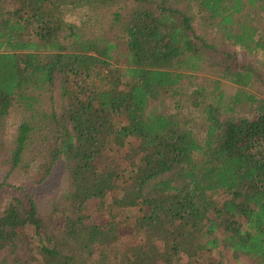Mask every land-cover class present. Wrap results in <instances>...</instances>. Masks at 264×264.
Wrapping results in <instances>:
<instances>
[{
    "label": "trees",
    "instance_id": "obj_1",
    "mask_svg": "<svg viewBox=\"0 0 264 264\" xmlns=\"http://www.w3.org/2000/svg\"><path fill=\"white\" fill-rule=\"evenodd\" d=\"M262 3L0 0L2 264L34 256L43 264H221L210 255L219 248L264 264V99L250 90L264 82V33L252 17ZM187 5L222 38L210 43L198 34ZM81 6L110 10L101 33L64 21L62 9ZM210 53L222 57L218 80L188 96L203 119L199 142L180 99L170 112L150 102L194 76ZM238 53L257 66L240 65ZM37 92L50 98L48 129L22 122L6 148L11 109L33 113ZM240 104L255 117L234 114ZM26 158L44 169L38 183L64 167L68 187L52 223L34 194L10 182ZM92 200L107 219L85 214Z\"/></svg>",
    "mask_w": 264,
    "mask_h": 264
},
{
    "label": "rangeland",
    "instance_id": "obj_2",
    "mask_svg": "<svg viewBox=\"0 0 264 264\" xmlns=\"http://www.w3.org/2000/svg\"><path fill=\"white\" fill-rule=\"evenodd\" d=\"M263 6H259L253 11L252 17L254 19V24L256 28L264 33V3ZM64 12V21L68 24H73L75 26L82 27L84 30L92 35L101 33L108 23L110 18L109 9H97L92 10L89 7L81 6L77 8L65 7L62 9ZM185 11L190 17L193 27L196 32L201 36H204L207 41L210 40L212 43L214 40L221 39L220 35L211 30L210 22H207V18L197 10L193 5L185 6ZM223 47L226 51L232 52L233 49L230 45H224ZM236 61L240 65H252L257 66V59L246 56L243 53H238L236 55ZM223 64L222 57L210 53L206 56V61L202 64L200 70L193 74L191 78L182 82L180 86L174 87V90L159 93L156 100L150 102V108H155L156 110H164L170 112L172 107L173 97L180 99L181 103V113L183 116L187 117L190 121L189 125L194 129L195 134L199 142H202L204 137V124L201 113L197 109H193L188 101V96L192 91L200 86H205L208 92L213 89V82L218 80V75L216 72V65L221 66ZM262 71L261 81H264V71ZM227 85L226 83H224ZM264 82L261 85H254L250 90H253L257 95V98L264 99ZM231 88V86H229ZM225 100L230 99L231 92H225ZM37 106L33 113L25 111L22 107L17 105L13 106L9 116L5 123V136L4 145L6 148H11L18 126L25 121L31 120L35 122L38 129L41 128L43 131L47 130L45 118L49 113L50 98L47 93H36ZM208 102V101H207ZM224 104H226L224 102ZM227 105V104H226ZM234 114L237 116H243L249 119L255 117V113L251 107L246 104H240L234 108ZM35 133V131H34ZM42 131L33 134L35 138H39L42 135ZM32 136V137H33ZM23 170L18 169L17 172L10 176V182L17 187H21L25 190V193L34 194L36 197V203L38 206L39 213L45 223H52L54 213H52V208L56 202V198L63 190L67 188V179L64 173V167L62 164H57L51 173L43 180V182L38 183L40 179L44 176V169L38 168L37 163H32L30 158H26ZM1 172H6L4 167L0 169ZM99 201L92 200L87 203L85 208V214L94 220H99L101 216L107 219L105 213H101L98 210ZM3 210V206L0 207V213ZM135 213H129V216ZM101 215V216H100ZM31 235V230H28ZM128 230H122L121 234L125 235ZM29 237V236H28ZM131 241V237H127L124 242ZM8 255L7 249L0 253V264H2L3 259ZM217 262L221 264H255L253 261L245 257H234L228 250L219 248L211 252L210 254ZM7 264H11V261ZM17 264V262H16ZM27 264H43L41 259L37 257L31 258V262Z\"/></svg>",
    "mask_w": 264,
    "mask_h": 264
}]
</instances>
